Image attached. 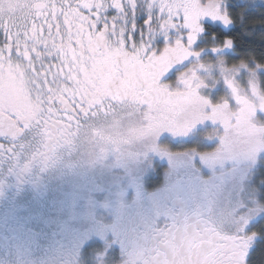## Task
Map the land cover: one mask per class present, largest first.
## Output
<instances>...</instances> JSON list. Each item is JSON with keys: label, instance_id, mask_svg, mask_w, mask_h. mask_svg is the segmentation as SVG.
Listing matches in <instances>:
<instances>
[{"label": "snow or ice", "instance_id": "6c2138e0", "mask_svg": "<svg viewBox=\"0 0 264 264\" xmlns=\"http://www.w3.org/2000/svg\"><path fill=\"white\" fill-rule=\"evenodd\" d=\"M257 8L264 40V0H0V92L130 99L143 154L221 168L202 206L157 225L124 264H250L264 242V51L238 53L216 28L251 34Z\"/></svg>", "mask_w": 264, "mask_h": 264}, {"label": "flooded vegetation", "instance_id": "af4514ba", "mask_svg": "<svg viewBox=\"0 0 264 264\" xmlns=\"http://www.w3.org/2000/svg\"><path fill=\"white\" fill-rule=\"evenodd\" d=\"M260 11L249 18L260 22ZM238 25L216 28L230 35ZM38 91L12 84L0 92V264H124L127 249L145 234L172 215L195 210L172 182L178 175L171 159L152 151L142 156L149 137L130 99L93 94L60 100ZM131 119L134 129L121 132ZM189 161L181 162L187 176L199 177ZM121 163L140 168L139 178L129 179ZM108 164L120 178L117 185L80 187L79 201L68 200L65 183L75 186L84 174L89 180Z\"/></svg>", "mask_w": 264, "mask_h": 264}, {"label": "rangeland", "instance_id": "374dc122", "mask_svg": "<svg viewBox=\"0 0 264 264\" xmlns=\"http://www.w3.org/2000/svg\"><path fill=\"white\" fill-rule=\"evenodd\" d=\"M132 121L134 120L131 119L129 122H125L124 124H122L121 126L125 131L121 129V132L132 131L135 127V123ZM168 147L173 152H175L181 146L178 144L169 143ZM140 149H141L139 150L140 152H144L146 150V148H140ZM142 156H144V154ZM153 159H154L153 157L147 158L146 163L152 164ZM170 162H171V166L174 167V170H173L174 174L178 175V177H174L172 180L177 190L179 191L178 193L183 194L182 197L191 201V205L194 207V209H196L197 206H202L204 199H205V191L208 185L213 184L221 179L220 166L216 165L213 167H209L208 165L203 164L202 162L190 160L188 162V165L192 167V169L194 170V173H197L199 177L189 178L187 176L189 173H187V170L184 166H181V162L174 163L173 160H170ZM114 165H115V162H114ZM121 166H123V168L125 169V173L128 175L129 179L137 180L139 178L137 174L140 172L141 170L140 168H134V167H131V165H127L125 167V163L123 164L121 163ZM109 167H111V164H108L107 166H100L97 170L95 169L93 172L89 173V180L87 179V176H86L87 174L82 175V177L75 178L77 180L75 186H73L74 183L69 184V185L68 183H65V185L62 186V191L65 193V196L68 198V200L73 202L74 199H77L76 201L77 203L79 201V198L84 195V189L82 192L80 187L84 188L85 186V188L90 189L89 185H91L93 189L98 187V190H100L101 188L108 190L115 183H116L115 185L118 184L116 181H120V178L117 175V173L116 172L115 174L111 173V168L109 169ZM166 170H167V167H166ZM179 172L181 173L178 174ZM72 182H75V180H73ZM80 182H81V186H80ZM135 187L137 191L136 195L138 197H142V194L138 188V185H136ZM124 205L125 207L130 206L127 200L125 201ZM134 206H137V205H133L132 207ZM75 211L78 212L80 210L79 209L77 210L75 208ZM261 244L264 245V242L257 243L256 248L253 250L252 254L257 251V249L261 246ZM118 252L119 254L123 253V251H118ZM263 253H264V248H263ZM252 254L250 255V257H252ZM97 262L99 264H108L106 260L96 261L94 264H97Z\"/></svg>", "mask_w": 264, "mask_h": 264}, {"label": "trees", "instance_id": "16d2710c", "mask_svg": "<svg viewBox=\"0 0 264 264\" xmlns=\"http://www.w3.org/2000/svg\"><path fill=\"white\" fill-rule=\"evenodd\" d=\"M247 32L251 34H245V30H243L240 25L231 32V36L235 37L236 45L238 46L237 52L243 53L245 51H254L257 55L264 51V40L261 39L262 28L260 22L257 20H253L249 18ZM264 245L257 249L255 253L250 257V264H264V253H263Z\"/></svg>", "mask_w": 264, "mask_h": 264}]
</instances>
